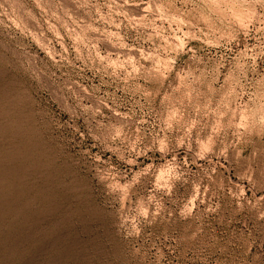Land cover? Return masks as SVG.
<instances>
[{"label":"rangeland","instance_id":"1","mask_svg":"<svg viewBox=\"0 0 264 264\" xmlns=\"http://www.w3.org/2000/svg\"><path fill=\"white\" fill-rule=\"evenodd\" d=\"M0 264H264V0H0Z\"/></svg>","mask_w":264,"mask_h":264}]
</instances>
